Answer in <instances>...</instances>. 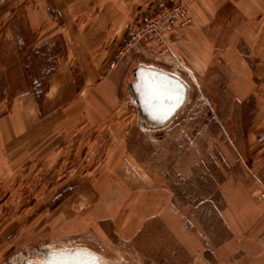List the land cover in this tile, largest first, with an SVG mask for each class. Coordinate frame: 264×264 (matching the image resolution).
Wrapping results in <instances>:
<instances>
[{
    "label": "rangeland",
    "instance_id": "374dc122",
    "mask_svg": "<svg viewBox=\"0 0 264 264\" xmlns=\"http://www.w3.org/2000/svg\"><path fill=\"white\" fill-rule=\"evenodd\" d=\"M176 2L193 22L174 56L125 49ZM62 17L102 77L66 133L0 152V264L77 247L102 264H264V0H0V102L43 96L68 54ZM141 64L189 86L164 129L128 92Z\"/></svg>",
    "mask_w": 264,
    "mask_h": 264
},
{
    "label": "crops",
    "instance_id": "0c3cea01",
    "mask_svg": "<svg viewBox=\"0 0 264 264\" xmlns=\"http://www.w3.org/2000/svg\"><path fill=\"white\" fill-rule=\"evenodd\" d=\"M61 27L68 54L58 58L43 96L38 99L33 92L25 91L14 96L10 105L0 102V152L25 151L41 141L48 144L55 141V132L71 129L77 121L82 105L86 103L85 88L89 82L102 77L103 65L93 59L98 53L91 50L86 39L85 42L78 38L77 42L74 40L70 18L62 17ZM196 33L191 31L190 35L194 37ZM178 47L182 48V45L176 46L175 50ZM187 53L191 60L196 57L192 48ZM88 72L95 76H87L85 73ZM96 73H99L98 77ZM74 116L77 119L74 120Z\"/></svg>",
    "mask_w": 264,
    "mask_h": 264
},
{
    "label": "water",
    "instance_id": "95a60500",
    "mask_svg": "<svg viewBox=\"0 0 264 264\" xmlns=\"http://www.w3.org/2000/svg\"><path fill=\"white\" fill-rule=\"evenodd\" d=\"M134 78V82L129 84L128 92L138 108L141 125L145 130L166 128L185 109L189 99V86L178 72L141 64L135 68ZM159 91L166 93L165 96H157ZM38 260L33 263L32 260L25 259L21 263L101 264L100 256L84 247L47 250Z\"/></svg>",
    "mask_w": 264,
    "mask_h": 264
},
{
    "label": "built area",
    "instance_id": "2783aa9c",
    "mask_svg": "<svg viewBox=\"0 0 264 264\" xmlns=\"http://www.w3.org/2000/svg\"><path fill=\"white\" fill-rule=\"evenodd\" d=\"M193 18L186 5L176 2L158 12L154 18L133 31L125 49L131 50L137 45L148 43L146 49L151 54H172L173 46L184 36L185 30L192 24ZM120 59V55L118 59ZM118 62V61H117ZM113 61L111 67L117 63Z\"/></svg>",
    "mask_w": 264,
    "mask_h": 264
},
{
    "label": "bare ground",
    "instance_id": "6f19581e",
    "mask_svg": "<svg viewBox=\"0 0 264 264\" xmlns=\"http://www.w3.org/2000/svg\"><path fill=\"white\" fill-rule=\"evenodd\" d=\"M165 94H166V93H165ZM165 94H164L163 91H159V92L156 93V95H157V96L160 95V97H164ZM35 262H37V261H35ZM33 263H34V262H33ZM101 264H102V260H101Z\"/></svg>",
    "mask_w": 264,
    "mask_h": 264
}]
</instances>
